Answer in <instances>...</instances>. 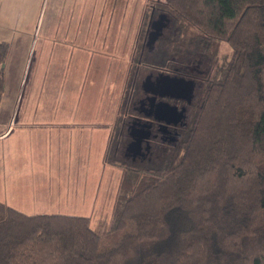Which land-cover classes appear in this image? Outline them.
Listing matches in <instances>:
<instances>
[{
    "label": "trees",
    "instance_id": "16d2710c",
    "mask_svg": "<svg viewBox=\"0 0 264 264\" xmlns=\"http://www.w3.org/2000/svg\"><path fill=\"white\" fill-rule=\"evenodd\" d=\"M154 2L172 29L144 63L203 61L188 124L143 159L111 155L114 135L112 245L89 216L0 200V264H264V0ZM9 49L0 40V104Z\"/></svg>",
    "mask_w": 264,
    "mask_h": 264
},
{
    "label": "crops",
    "instance_id": "0c3cea01",
    "mask_svg": "<svg viewBox=\"0 0 264 264\" xmlns=\"http://www.w3.org/2000/svg\"><path fill=\"white\" fill-rule=\"evenodd\" d=\"M117 1L57 0L48 17L46 7L41 8L32 30L17 28L19 34L13 35L14 39L30 35L28 51L33 48V56L24 67L22 94L17 90L14 98H8V110H4L6 103L2 106L5 95L0 104V200L25 213L87 216L97 206L96 186L90 185L96 182L91 179L96 174L92 168L111 163L107 154L112 149L114 132L118 127L123 129L124 124L121 115L125 95L115 105L114 96L126 90L128 81H132L133 93L136 68L141 66L136 53L139 37L131 53H119L121 62L118 54L96 50L98 45L112 48L115 34L121 36L124 32L121 24L114 26L113 15L107 17L98 7ZM88 7L90 15L86 14ZM99 10L102 13L97 14ZM7 23L5 20V26L12 30L11 22ZM100 36L102 42L98 41ZM36 54L39 56L34 63ZM108 55L117 57V61L114 63ZM133 71L136 74L132 76ZM73 78L85 82L80 102L74 98L73 84L68 85ZM109 84L115 91L105 109L103 104L95 103L94 92L97 85L107 95ZM84 102L87 105L82 106ZM47 146L51 148L49 154L42 151ZM97 146L101 148L100 159ZM98 182L100 185L101 180ZM77 183H84L82 193L72 189Z\"/></svg>",
    "mask_w": 264,
    "mask_h": 264
},
{
    "label": "rangeland",
    "instance_id": "374dc122",
    "mask_svg": "<svg viewBox=\"0 0 264 264\" xmlns=\"http://www.w3.org/2000/svg\"><path fill=\"white\" fill-rule=\"evenodd\" d=\"M7 1V0H5ZM30 0H13L12 2H0V40L7 39L10 41V52L6 61L5 66V92L4 95L7 98L3 103L2 106L5 105L4 110H8V104H10V99L8 98H14L17 94V90L22 94L24 91V82H22L24 73L26 71L24 70L25 64L30 63L33 56V48L31 51H28V42H29V34H25V39L16 38L14 39L15 34H19L17 32L18 29L23 30H32V26L34 21L41 16V8L46 7V17H48L52 11L51 8L54 5V2H57V0H49V3L43 2L42 0H32V2H29ZM155 0H128V2H125L124 0H118L117 2H107L108 7H105L104 5H99L98 7H102L105 11V15L109 17V15L114 16V26L121 24L124 27V32L120 35L115 34V39H113V46L111 48L110 46H100L98 45L97 49L100 51L102 48L105 49V51H110L109 53H115L118 54L121 51H127L131 53L134 50V45L136 43L137 37L141 38L138 48H137V61H139V66L136 71H133L132 76L136 74L137 81L141 79V76H143V68L148 66L143 61H141V50L142 46L144 44L143 37L146 33L145 30L148 28V19L150 13L153 11V6H156L157 8L161 6L162 2H154ZM32 7V10L29 8ZM100 10L97 12V14H100ZM86 14H91V8L88 7V11ZM29 19V20H28ZM5 20L8 21L7 24L11 25L10 27H13L12 30L5 26ZM29 21V25L28 22ZM141 26V28H140ZM143 27V29H142ZM140 29V30H139ZM14 33V34H13ZM98 41H103V36H100L98 38ZM116 42V45H115ZM167 42V41H166ZM166 42L162 43V48H165ZM30 49V48H29ZM223 49L228 50L227 45L223 44ZM159 50V49H158ZM159 52V51H157ZM157 54V53H156ZM38 54L35 55L36 59L34 63L37 61ZM108 57H112V61L114 63L117 61V57H119L120 61H122V58L119 56L114 57L112 55H108ZM128 57V56H127ZM47 59H50V56L47 57ZM127 59L123 60V63H126ZM128 66H129V60H128ZM29 67V66H27ZM124 73V72H123ZM69 82V84H73L74 87V98L80 102L82 100L83 95V89L85 87V82L75 81ZM22 82V83H21ZM129 86H127L126 83V90H123V92L119 95L115 94L113 104L115 105L116 100L121 99L124 95V99L122 98V104L124 111H122V118L123 121H125L127 118V113L133 111L132 107V101L129 97V94L131 93L132 89V81H128ZM71 86V85H70ZM100 86V85H99ZM110 88V90H108ZM107 88V95H104V93L99 89V87L96 85V89L94 92V100L95 103L100 106V104L104 105V108H109V99L114 95L115 87H112L110 84ZM78 96V97H77ZM91 101H92V93H91ZM82 106L87 105L85 102L81 103ZM91 105V103H90ZM121 114V113H120ZM124 115V116H123ZM120 126L121 123L119 122ZM120 127L117 128L115 134V141L118 140V135ZM119 131V132H118ZM43 152H46V154L51 153V148L49 146L44 147L42 150ZM115 152V145L114 150L111 151V155H113ZM100 153L101 148L97 146L96 154L97 158L100 159ZM110 155V156H111ZM121 158H123L124 155H118ZM121 162V160H119ZM123 167L118 164L117 162H111L107 165H101L100 168H92V170L96 171V174L91 179H95L96 182H91L90 185L92 186L93 183L96 186V208H92L91 210H96L95 212H89L87 216L90 217V223L92 227L99 230L103 234V240H102V246L106 245H112L115 240L119 237L121 234L120 232H117L113 228L110 227L111 219H112V212H113V205L118 193L119 184L121 180V174ZM100 169V173L98 175ZM98 179L101 180V183L99 185ZM72 189L77 193H82V190H80V187L82 189V186H84V183H77L76 187ZM100 186V187H99ZM99 187V188H98Z\"/></svg>",
    "mask_w": 264,
    "mask_h": 264
},
{
    "label": "flooded vegetation",
    "instance_id": "af4514ba",
    "mask_svg": "<svg viewBox=\"0 0 264 264\" xmlns=\"http://www.w3.org/2000/svg\"><path fill=\"white\" fill-rule=\"evenodd\" d=\"M160 8L161 6L158 8L153 6V11L149 15V26L143 37L141 61L145 59V54H156L159 41L171 33V19ZM173 60L172 64L170 62L163 66L147 64L148 66L143 68L141 79L139 81L135 79V90L129 95L133 111L127 113L123 124L124 130H121L115 142V151L119 152L118 155H124L123 158L126 160L143 159L150 154L157 142L176 140L181 133L180 128L189 122L191 105L202 85L200 80L204 74L203 61L201 58L179 61L176 56ZM162 73L195 79L196 94L193 101L188 102L186 98L170 95L154 96L150 91H146L143 82L145 81L147 88H152L150 81L157 80ZM147 76L149 83L146 82Z\"/></svg>",
    "mask_w": 264,
    "mask_h": 264
},
{
    "label": "water",
    "instance_id": "95a60500",
    "mask_svg": "<svg viewBox=\"0 0 264 264\" xmlns=\"http://www.w3.org/2000/svg\"><path fill=\"white\" fill-rule=\"evenodd\" d=\"M149 76L146 77V82L149 83ZM152 88H147L145 86V81L143 82V87L146 91H150L154 96L156 95H170L177 98H186L188 102H192L195 97L196 92V81L195 79H188L179 75H171L162 73L157 80L150 81ZM167 106L166 103H163Z\"/></svg>",
    "mask_w": 264,
    "mask_h": 264
}]
</instances>
